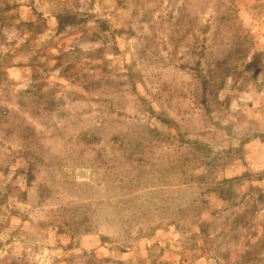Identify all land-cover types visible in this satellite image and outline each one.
Instances as JSON below:
<instances>
[{"label": "rangeland", "instance_id": "rangeland-1", "mask_svg": "<svg viewBox=\"0 0 264 264\" xmlns=\"http://www.w3.org/2000/svg\"><path fill=\"white\" fill-rule=\"evenodd\" d=\"M0 264H264V0H0Z\"/></svg>", "mask_w": 264, "mask_h": 264}]
</instances>
